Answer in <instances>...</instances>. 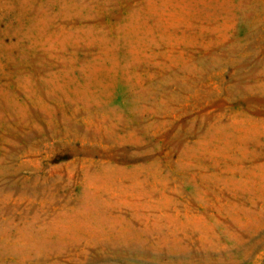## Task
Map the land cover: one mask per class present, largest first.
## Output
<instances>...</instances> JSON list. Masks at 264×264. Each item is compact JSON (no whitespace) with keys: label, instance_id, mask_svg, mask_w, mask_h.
I'll use <instances>...</instances> for the list:
<instances>
[{"label":"rangeland","instance_id":"1","mask_svg":"<svg viewBox=\"0 0 264 264\" xmlns=\"http://www.w3.org/2000/svg\"><path fill=\"white\" fill-rule=\"evenodd\" d=\"M0 264H264V0H0Z\"/></svg>","mask_w":264,"mask_h":264}]
</instances>
